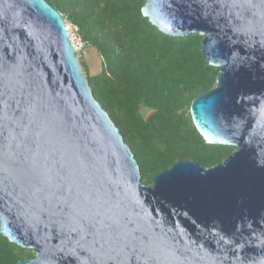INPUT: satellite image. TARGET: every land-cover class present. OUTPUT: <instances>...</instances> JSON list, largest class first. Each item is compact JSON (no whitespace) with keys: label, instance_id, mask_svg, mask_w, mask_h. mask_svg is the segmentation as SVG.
I'll return each mask as SVG.
<instances>
[{"label":"water","instance_id":"obj_1","mask_svg":"<svg viewBox=\"0 0 264 264\" xmlns=\"http://www.w3.org/2000/svg\"><path fill=\"white\" fill-rule=\"evenodd\" d=\"M159 32L203 37L215 88L192 103L205 168L142 182L47 0H0V232L18 264H264V0H146Z\"/></svg>","mask_w":264,"mask_h":264},{"label":"trees","instance_id":"obj_2","mask_svg":"<svg viewBox=\"0 0 264 264\" xmlns=\"http://www.w3.org/2000/svg\"><path fill=\"white\" fill-rule=\"evenodd\" d=\"M78 28L100 71H85L93 95L122 132L140 167L142 182L181 160L212 168L236 148L207 144L197 131L192 103L212 91L220 74L202 53L203 37L167 36L142 14L146 0H47ZM36 258L1 235L0 264Z\"/></svg>","mask_w":264,"mask_h":264},{"label":"rangeland","instance_id":"obj_3","mask_svg":"<svg viewBox=\"0 0 264 264\" xmlns=\"http://www.w3.org/2000/svg\"><path fill=\"white\" fill-rule=\"evenodd\" d=\"M67 26L70 28V30L72 29L71 28L72 24H70L68 21H67ZM79 55L85 56L84 57L86 62L85 71L87 73L94 76L100 71V60L97 54L92 49L85 48L83 51L79 53Z\"/></svg>","mask_w":264,"mask_h":264},{"label":"built area","instance_id":"obj_4","mask_svg":"<svg viewBox=\"0 0 264 264\" xmlns=\"http://www.w3.org/2000/svg\"><path fill=\"white\" fill-rule=\"evenodd\" d=\"M71 28L72 29L70 30V28L68 27V30H69V33H70V38H71V41H72V44H73L75 50L77 51V53L79 55V53L81 51H83L85 48H87L88 46L80 38L79 33H78V28L76 26H74V25H72ZM79 58H80V55H79Z\"/></svg>","mask_w":264,"mask_h":264}]
</instances>
